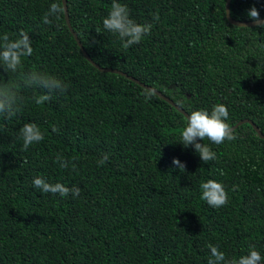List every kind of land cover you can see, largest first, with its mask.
I'll return each mask as SVG.
<instances>
[{
    "label": "trees",
    "instance_id": "obj_1",
    "mask_svg": "<svg viewBox=\"0 0 264 264\" xmlns=\"http://www.w3.org/2000/svg\"><path fill=\"white\" fill-rule=\"evenodd\" d=\"M52 2L63 7L0 0V35L23 30L33 47L17 74H4L23 103L15 117L0 116V264H207L209 245L232 259L254 244L264 257V138L243 123L233 141H200L216 153L203 162L194 146L176 142L186 117L173 105L94 67L65 13L43 23ZM120 2L136 22L153 25L129 48L103 27L112 0H66L71 28L96 64L187 114L223 103L231 127L249 119L264 134V29L228 22L226 0ZM253 6L264 18V0H232L231 16L252 21ZM37 70L64 80L67 91L36 104L44 90L23 87L22 77ZM25 123L44 134L27 150L18 138ZM57 154L75 169H62ZM37 176L80 187V195L41 193L32 187ZM209 179L223 184L226 205L201 199Z\"/></svg>",
    "mask_w": 264,
    "mask_h": 264
},
{
    "label": "clouds",
    "instance_id": "obj_2",
    "mask_svg": "<svg viewBox=\"0 0 264 264\" xmlns=\"http://www.w3.org/2000/svg\"><path fill=\"white\" fill-rule=\"evenodd\" d=\"M65 9L58 2H52L48 11L43 16L44 24H51L50 17L60 19ZM226 11V9H225ZM248 17L255 23L256 28L264 29V19L254 6L247 12ZM155 21L159 20L158 15H154ZM103 27L108 32L117 34L123 43L124 48H129L139 44L142 39L151 33V23H138L131 18L129 8L120 0H112L111 7L107 15L103 18ZM33 53L32 40L29 33L21 30L16 37H10L8 33L0 35V116L11 119L17 115L23 103V97L16 86L15 81L5 80L7 77L17 74L22 66L24 57ZM22 84L25 88L42 89L44 94L34 97L36 104H41L52 99L53 94H63L69 85L56 75L46 71H31L23 75ZM154 89H146L142 95L146 100L154 96ZM229 110L223 103L214 104L211 111L205 108L191 110L186 117V124L179 133L180 139L176 142L182 143L184 147L194 146V151L199 154L203 162L214 161L216 153L211 148L200 141L205 139L213 144H222L225 141H233L237 137L234 130L227 122ZM53 131H58L55 127ZM22 140L25 150L34 143H39L44 139L41 129L34 123H25L19 130V137ZM103 159H107V155ZM56 162L62 169H67L71 161L66 160L62 154H57ZM173 164L179 169L185 170V165L178 159L173 158ZM73 169L75 165L72 164ZM32 187L41 193L59 194L66 197L71 192L72 196L80 195V187L69 188L63 183H50L43 177H34ZM202 190L201 199L206 201L213 208H220L228 203V194L222 183L209 179L200 185ZM210 255L207 264H261L264 257L256 249L254 244L248 246L247 254L239 258L228 259L223 251L216 245H209Z\"/></svg>",
    "mask_w": 264,
    "mask_h": 264
},
{
    "label": "water",
    "instance_id": "obj_3",
    "mask_svg": "<svg viewBox=\"0 0 264 264\" xmlns=\"http://www.w3.org/2000/svg\"><path fill=\"white\" fill-rule=\"evenodd\" d=\"M231 1L232 0H226L225 3V16L226 19L228 20V22H230L233 25L236 26H240V27H250V26H255V23L253 21H240V20H235L232 16H231V12H230V5H231ZM63 2V8L65 9L64 13H65V20L67 23V26L69 27L70 31L73 33L74 38L77 41L78 46L80 47V50L82 52V54L84 55V57L94 66L96 67L99 71L101 72H113V73H118L121 74L123 76L128 77L129 79L135 81L136 83H138L139 85H141L142 87H144L145 89H154L144 83H142L141 81H139L138 79L127 75L124 72H121L119 70H115V69H110V68H102L100 67L98 64H96L91 58L90 56L87 54V52L85 51L84 47L82 46L81 42L79 41V39L77 38L76 34L73 32V29L71 28L70 25V20H69V15H68V10H67V3L66 0H62ZM264 19V18H262ZM155 90V93L160 96L161 98H163L165 101L169 102L171 105H173L180 113H182L185 117H187V113L183 110V108H181L180 106H178L176 103H174L171 99H169L167 96H165L163 93H161L160 91ZM243 123H248L250 124L254 130L256 131V133L258 134L259 137L264 138V134L259 130V128L249 119H244L239 121L237 124H235L234 126H232V129L235 130L238 126L242 125Z\"/></svg>",
    "mask_w": 264,
    "mask_h": 264
}]
</instances>
